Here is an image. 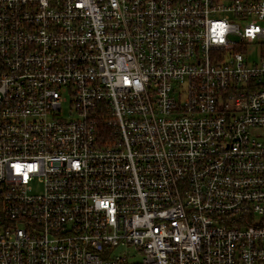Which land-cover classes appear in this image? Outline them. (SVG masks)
Masks as SVG:
<instances>
[{
    "label": "built area",
    "instance_id": "1",
    "mask_svg": "<svg viewBox=\"0 0 264 264\" xmlns=\"http://www.w3.org/2000/svg\"><path fill=\"white\" fill-rule=\"evenodd\" d=\"M264 0H0V264H264Z\"/></svg>",
    "mask_w": 264,
    "mask_h": 264
},
{
    "label": "rangeland",
    "instance_id": "2",
    "mask_svg": "<svg viewBox=\"0 0 264 264\" xmlns=\"http://www.w3.org/2000/svg\"><path fill=\"white\" fill-rule=\"evenodd\" d=\"M248 59L251 61H257L264 55V38L257 39L253 42L248 49Z\"/></svg>",
    "mask_w": 264,
    "mask_h": 264
}]
</instances>
